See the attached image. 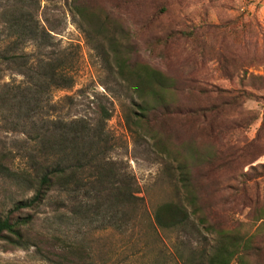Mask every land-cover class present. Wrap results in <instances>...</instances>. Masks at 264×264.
Returning a JSON list of instances; mask_svg holds the SVG:
<instances>
[{"label":"rangeland","instance_id":"rangeland-1","mask_svg":"<svg viewBox=\"0 0 264 264\" xmlns=\"http://www.w3.org/2000/svg\"><path fill=\"white\" fill-rule=\"evenodd\" d=\"M73 2L0 0V56L34 52L31 42L19 40L16 24L23 14L28 25L36 23L50 35L41 40L48 46L45 53L66 51L74 79L70 89L44 87L38 110L16 112L14 99L23 77L14 72L15 64L0 59L2 162L15 173L28 169L25 155L38 137V116L82 118L102 126L98 120L105 112L110 115L100 128L101 164L110 171L108 177H101L99 185L96 171L84 170V186L70 188L67 196L52 192L32 228L85 245L91 264H185L215 244L216 234L208 229L249 241L247 251L231 264H264V169L259 168L264 165V0H78L109 22L112 31L113 24L122 26L132 64L146 65L175 83L173 116L153 128L160 133L159 143H168L189 165L198 217L205 222L200 225L192 217L173 230H163L153 220L158 205L183 203L167 170L170 162L159 153L160 145L126 127L129 93L104 68L93 48L95 38L76 24ZM244 92L257 98L246 99ZM199 110L212 113L207 123L188 115ZM247 147L254 158L245 165L238 155ZM195 148L210 149L213 157L197 162ZM31 195L26 185L0 174V217ZM83 198L87 211L77 213ZM0 264L48 263L32 248H0Z\"/></svg>","mask_w":264,"mask_h":264},{"label":"trees","instance_id":"trees-1","mask_svg":"<svg viewBox=\"0 0 264 264\" xmlns=\"http://www.w3.org/2000/svg\"><path fill=\"white\" fill-rule=\"evenodd\" d=\"M73 9L76 24L81 31L87 37L95 38L93 48L100 56L104 68L129 93L131 108L125 115L126 127L160 145L159 153L165 155L170 162L167 170L181 192L183 203L165 202L158 205L153 212L155 225L163 230L186 225L192 217H198L200 212L199 197L193 188L189 165L177 158L178 153L173 152L168 143H159L160 133L153 128L158 120L173 116L170 111L173 105L174 81L146 65L130 62L129 37L120 24H113L115 30L112 31L107 24L109 22L102 21L84 5L80 6L78 0H74ZM18 16L16 25L21 34L19 40L24 44L31 42L34 52L23 49L21 53L3 55L0 59L6 58L8 62L15 64L14 72L23 77L17 87L20 95L16 96L18 100L14 99L13 109L25 113L36 111L41 106L39 97L44 87L54 90L70 89L74 79L69 74L72 60L66 55V51L45 53L48 46L41 40L51 38L50 35L36 23L28 25L23 14ZM242 96L246 99L257 98L248 92L242 93ZM261 98L264 103V97ZM3 102L8 101L3 99ZM188 115L207 123L212 113L199 110L197 113L190 111ZM109 118L110 115L105 112L98 120L102 126H91L82 118L45 119L38 116L35 121L38 125V137L25 155L28 169L20 173L12 172L0 158V174L26 185L32 191L29 199L16 202L7 215L0 217L1 252L32 248L37 257L48 264H91V253L85 245L70 241L60 233L41 232L32 226L38 209L45 205L52 192L58 191L67 196L70 188L79 191L84 186L81 177L84 170H95L99 185L102 183L101 177H108L107 173L110 171L101 164L100 134L104 122ZM215 128L211 127L210 130L214 132ZM192 152L195 160L200 163L213 157L210 149L199 151L195 148ZM238 157L245 159V165L252 163L254 158L248 147ZM254 168L258 167L250 166L251 170ZM259 168L264 169V165H259ZM82 200L83 203L77 204V213L83 214L87 211L88 201L86 198ZM15 212L19 214L14 215ZM198 222L202 225L205 218L198 217ZM208 232L216 234L215 244L205 252L192 254L185 260V264H231L240 253L249 248L248 240L242 241L241 238L229 236L225 232L212 233L211 229Z\"/></svg>","mask_w":264,"mask_h":264}]
</instances>
